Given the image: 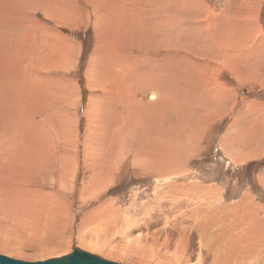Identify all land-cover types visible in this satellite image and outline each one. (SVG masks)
Masks as SVG:
<instances>
[{"label": "rangeland", "instance_id": "rangeland-1", "mask_svg": "<svg viewBox=\"0 0 264 264\" xmlns=\"http://www.w3.org/2000/svg\"><path fill=\"white\" fill-rule=\"evenodd\" d=\"M102 1L105 0L101 3L97 0H21L24 5L32 6L29 10L28 6L23 9L21 6L23 13L20 9L13 11L16 17L24 18V23L30 25L26 23L18 26L19 29L12 27L6 33L10 32V37L17 36L22 41V37L30 35L36 44L37 58L31 75V85L36 84L34 95L29 102L20 105V112L29 124L31 133L26 136L33 142L31 150L42 159L34 165L26 164L25 172L21 174L23 179L16 184L23 189L22 195L24 188L30 187L26 188L30 192L27 196H36L32 198L36 201L35 206L23 210L26 215L21 216L20 222L10 217L9 224H5L0 216V246L18 251L21 256L3 251L0 255L36 262L67 255L75 247L119 264H264V235L250 233L253 253L247 252L242 257L234 255L235 258L231 256L227 261L219 260L217 246L213 249L200 246L195 237L177 247L178 232L170 229L174 228L171 223L173 213L164 214L167 218L160 213L178 189L183 188L184 197H187L185 190L197 192L191 187L209 185L221 191L220 202L227 205L217 214L224 218L231 214H240L241 217L246 214L244 211H230L228 207L241 200L248 183L255 182V174L264 169V157L255 163L232 167L221 149V137L237 112H225L233 101L245 98L247 94L246 100L264 99V42L254 34L258 25L264 31V0H253L246 5V0H198L196 6H179L183 9L180 13L175 11L178 6H167L165 0H139L136 6H129L133 0H116L119 4L115 0ZM144 6H149L146 12ZM26 7L28 11L24 10ZM207 7L211 8L210 12ZM212 12L208 29L209 33L216 35V43L211 42L208 33L199 35L196 33L199 30L192 28L207 16L209 18ZM195 14L198 17L192 18ZM235 21L239 23H233ZM14 29L18 30L16 35ZM220 33L225 36H219ZM230 33L233 35H228ZM243 40L247 41H244L246 45L239 49H245V52L235 58L236 61L231 56L226 57V65L221 63V68L215 70L220 63V58L217 60L218 57L213 55L217 54V47ZM249 49L253 51L251 56L246 54ZM45 59L47 63H44ZM126 66L128 71H125ZM97 77L102 82L107 80V87L112 86L111 94L93 86ZM118 80L125 90L121 96L115 93ZM155 90L159 92L160 100H148V94ZM122 97L123 101L130 100V106L133 105L137 112L139 127L136 126L133 133L131 130L120 133L116 128L117 120L114 125L111 123L115 120H105L114 106L127 110L128 104L119 100ZM167 101L176 103L175 107L167 108ZM243 104L244 101L239 100L236 106ZM96 106L102 107L100 114L104 122L100 125L89 119ZM125 118L127 122L128 117ZM110 125L113 129L108 138L119 137V147L115 150L114 164L106 167L94 163L91 148L100 137L97 128L101 126L103 130ZM199 130L201 137L198 135L192 142L199 141L200 149L185 147V151L180 146L185 140L183 134L196 135ZM4 135L10 134L6 131ZM149 137H153L152 141ZM158 137L171 143L173 138L176 139V150L186 152L178 158L182 172L176 178L159 180L155 169H140L131 164L133 151L146 147V144L153 145ZM178 137L181 139L179 143ZM99 144L98 141V149ZM129 144L128 150L122 152V148L127 149ZM42 163L45 166H41ZM6 183L9 184L6 180L1 184L5 186ZM249 187L253 191H248L251 203L257 202L261 208L258 207L256 213L251 212L256 217L244 218L247 220L242 225L245 220L241 219L240 230L264 231L259 226L264 220V194L258 192L257 186ZM194 196L200 197L193 194L194 199H199ZM11 199L18 200L13 195ZM200 200L191 205L198 207ZM41 203L45 204L44 210ZM202 203L206 204L205 201ZM105 206L107 208L103 210ZM155 214H161L162 219L157 221ZM1 229L6 231L5 235ZM89 242L97 249H90ZM214 260L218 263H212Z\"/></svg>", "mask_w": 264, "mask_h": 264}, {"label": "bare ground", "instance_id": "bare-ground-1", "mask_svg": "<svg viewBox=\"0 0 264 264\" xmlns=\"http://www.w3.org/2000/svg\"><path fill=\"white\" fill-rule=\"evenodd\" d=\"M97 1H99L101 3V0H97ZM242 1H245V0H241V2ZM251 1H253V0H246L245 1V5L249 4ZM22 2H21V0H1L0 1V6H2V7H0V27H2V28H0V216H1V218L4 219V222L6 221L5 224L6 223L9 224V219L8 218H10V217H14V218L18 219L19 222H20L21 219H22L21 216H23V214L26 213L25 211L23 213V210H26L25 208H27V207L29 208L32 205L35 206L34 202H36V201H34V199H32V198L36 197V196L30 197V198L27 196L28 192H29L28 189L30 187L25 185V186L28 187V189H26L27 187L24 188V195H22L21 194V189L22 188L20 189V185H16V184H17V181L19 179H20V181H22L21 178L23 179V176H21V174L23 172H25L23 170L28 166V164H33L34 165L35 162L38 163L42 159V157L38 156L37 152H34V151L31 150V148L33 146V144H32L33 142L32 141L30 142L29 136H26L27 133L28 134L31 133L30 132V128H29V124L26 122V117L24 115H22V113L20 112V108H21L20 105L22 103L29 102L31 100V97H33V95H34L33 94V89H34V85H36V84H33V86L31 85V75H32V70H33V67H34L35 60L37 58V56H36V48H35L36 44L33 43V40L31 39L30 35L27 36V37H24V38L22 37V39H24V41H22L20 37L19 38H17V36L16 37H10L9 36L10 32L6 33L7 30L12 28V27H18V26L22 27V25L27 23V22L24 23V21H25L24 18L16 17L17 15H14V12H13V11H15V9H20V11L22 12V9L24 8V6H28V10H29V7L32 6V5H29V4L28 5H24ZM102 2L105 3L106 0L102 1ZM111 2L114 3L113 1H111ZM127 2H129V1H127ZM138 2H139V0L138 1L133 0L131 3H129V6L130 5L131 6H136ZM165 2L168 3L167 6H178V8L175 10L177 13L178 12L179 13L183 12V9H179V6H183L181 8H185L187 6H196L198 4V0H165ZM226 2H229V0H226ZM115 3H118V2L116 1ZM9 6H10V8H9ZM21 6H23V7H21ZM93 7H95V6H93ZM112 7H114V6H112ZM150 7H152V6H150ZM104 8H105V6L103 7V9ZM148 8H149V6L144 8L145 12H146V10H148ZM26 9H27V7L24 10H26ZM209 9H211V8L207 7V11L210 12ZM28 10H26V11H28ZM19 14H21V13H19ZM103 15H105V14H103ZM212 15H213V12L210 14L209 18L207 16L204 20L202 19L200 22H197V25L192 27V28L196 29V30H199V32L195 31L196 33H199V35H203V33H205V32L208 33L210 35V38L212 39L211 42L212 43H216V41L214 39L216 37V35L213 36L211 33H209L210 30L208 29L211 26V23L209 21L212 19L211 18ZM102 16H101V18L104 17V16L103 17ZM106 17H108V16L106 15ZM195 17H198V15H196V14L192 15V18H195ZM101 18H100V20H104V19H101ZM244 19L246 21H248V18H244ZM20 21H23V22H20ZM117 23H115V25H118ZM233 23H239V21H235ZM27 24H29V22ZM160 24H162V23H160ZM19 27L16 28V29H19ZM16 29H14V31ZM230 31H233V30H230ZM13 32H11V33H13ZM17 32H18V30H17ZM17 32L15 31L14 34L16 35ZM226 32H228V30ZM117 33H119V32H117ZM206 33H205V35H206ZM254 34L257 36L258 40H261L260 42H264V31H263V28L260 27V25H258V29L256 30V32H254ZM228 35H233V34L230 33ZM219 36L223 37V36H225V34L224 33L223 34L220 33ZM244 41H246V40H243L242 42L232 41V42H228L226 44L222 42L223 43L222 46L221 47H217V49H216L217 54H216V52L213 54L215 57L216 56L218 57V58H216L217 60L220 58L219 59L220 63L214 69L215 70H219L221 68L220 67L221 63H223V65L224 64L226 65V63H227V61H226L227 59H225L226 57L230 58V56H231L234 59L237 58V57L239 58V56L243 52H245V49H239L241 47L243 48V46L246 45L247 41L245 43H244ZM236 42H237V47L235 46ZM210 51H213V49L210 48ZM225 51H226V53H223ZM218 53H219V56H218ZM252 53H253V51L249 49V52H247L246 54H248V56L249 55L251 56ZM246 56H244V57H246ZM46 59H45L44 63H47ZM209 59H208V61H209ZM257 59H259V57ZM235 61H236V59H235ZM252 67H254V66L252 65ZM125 68H127V66ZM232 68H233V66H232ZM125 71H128V68ZM222 71L223 70H221L219 72H222ZM33 83H35V82H33ZM115 83H116L115 84V93L117 95H120V96L123 95L125 90H122V88L120 87L121 83L119 82V80L117 82H115ZM263 84H264V81H263ZM107 85H108L107 84V80H104L102 82V80H100L98 77L94 80V83H93V86L95 88L101 89V90L105 91V93H110L111 94V89L110 88H112V86L111 87L110 86L107 87ZM187 86H190V85H187ZM125 88H128V87H125ZM159 95H160L159 92H157L155 90V92L153 91V92L148 94L147 99L148 100H154V99H159L160 100ZM40 96H41V94H40ZM119 100L122 101L125 104H128L127 110L124 111L125 107L119 110V109H116V107L114 106L112 111H110V114L108 113L109 116L105 117V120H107V118H109L108 121L115 120V121H112V123H111L113 125H114V123L117 120L116 128L117 127L119 128L120 133L129 132L130 130H131L130 132L133 133V130L136 128V126L139 127V125L136 124V122H137L136 121L137 112L134 109L133 105L130 106V104L128 102L130 100L123 101L124 100L123 97L120 98ZM139 103H141V101ZM175 104L176 103H173L172 101H167L165 106L167 108H170V109L172 108L173 109L175 107ZM142 107H143V104H142ZM145 107L146 106H144V108ZM101 108L100 107L97 108V106H96L94 108V113H93V110H92V112H90V110H88V112H90V114H91V115H89V116H91V118H89V119L93 120V122H95L96 124H99V125L102 122H104L103 119H102L104 117L100 114L102 112V111L100 112V110H102ZM114 110H115V113H114ZM145 110L146 111H150L147 108H145ZM142 112H145V111L142 110ZM162 112H164V111H162ZM46 115H48V114H46ZM125 117H128V121L127 122H125V119H126ZM118 121H119V124H118ZM263 122L264 121H262V123H260V125H262ZM113 125H112V127H114ZM159 125H160V121H159ZM94 126H95V124H94ZM201 127H203V125H201ZM7 128H9V129H7ZM92 128H94V127H92ZM147 128H148V126H147ZM20 129H21V132H20ZM111 129H113V128H111V125L106 127V128H103V130H102L101 126H99V128H97V133H99L100 137L95 141L94 148L90 147L91 149H93V151H92L93 152V154H92L93 156H91V157L94 158V163L95 164L105 165L106 167L107 166H111L112 167V165L114 164V157L116 156L115 155V150H116V147L118 145V140L117 139H119V137L116 138L117 136L116 137L110 136L108 138V134L111 133ZM138 129H140V128H138ZM157 129H160V128H157ZM205 129H206V127H205ZM5 130L8 131V133L10 135L5 136L4 135L5 132H6ZM190 131H192V130H190ZM160 132H163V130L160 131ZM194 132H195V128H193V133ZM151 133L149 132V134H151ZM187 133L183 134V137H185V140L183 142H180L181 139L178 137V143L180 142V144H181L180 146H182L184 148V150H185V147L186 148L189 147V144H190L189 140L190 139L191 140L193 138L195 139L196 137H198V135H200V137H201V131L200 130H199V132L196 135H192L191 133L187 134ZM28 138H29V141H27ZM151 138H153V137H151ZM159 139H160V137H158V139H157L158 141H155V143H153V145L149 144L147 146V144H146V147L140 148L137 151H133L134 159L131 162V164L133 166H137L140 169H151V168L155 169L157 171V179H159V180H162L164 178H168L169 179L171 177H175L176 178L182 172V169L181 170L177 169L178 163L180 162V161L179 162H177V161H178L179 156H181L182 155L181 153H183V152H179V151L176 150V147H175L176 143H177L176 139L173 138V140H171L172 143L171 142H167L166 140L163 141V140H159ZM132 140H133V138H132ZM65 141L67 142V140H65ZM98 141L100 143L99 144V149H98V146H97ZM151 141H152V139H151ZM122 142H123V138H122ZM134 143H136L135 139H134ZM194 143L197 144L198 142H191V146H193ZM130 145L131 144L127 145V149H125V148L123 149L122 148V152H124L125 150H128ZM66 147H67V145H66ZM73 147H75V146H73ZM27 148H28V150H27ZM90 148H89V150H90ZM70 150H71V148H70ZM119 150H120V148L118 149V151ZM39 151H42V150H39ZM88 152H86V153H88ZM183 154H186V152L183 153ZM85 155H87V154H85ZM119 155H117V156H119ZM174 159H175V162L173 161ZM172 161L174 163L171 164ZM26 164H27V166H26ZM159 164H160V166H159ZM40 165L41 166H45L44 163H42ZM158 166H159V168H158ZM31 168H29V169H31ZM41 169H42V167H41ZM41 169H39V170L42 171ZM29 173L32 174V172H28V174ZM4 179L6 181H8L9 184L6 183L5 186H3L1 183H3V181H5ZM24 179L26 180L27 178L24 177ZM63 181H64V179H63ZM48 183H49V181H48ZM63 183H62V185H63ZM58 184H60V183H58ZM168 185H170V184H168ZM216 188L217 187H215V186H209V185L206 186V187L202 186V185L201 186H193V187H191V189L192 190H196L197 192L185 190V192L187 193V197H186V195L184 197V193H183L184 189L183 188L182 189H178L177 191H175L173 193L171 198H169L168 203L167 204L165 203L164 208H162V209H164V210H162L163 212H160L162 214V215L160 214L162 217L165 216L164 214H166V215H167V213L168 214H171V213L174 214L175 212L180 211L179 214H174V215L172 214L171 215V216H173V217H171L172 218L171 223H172V226L174 228H170V229H172L173 232H178V238L176 237L177 238L176 239L177 240L176 241L177 242L176 243L177 247L178 246L182 247L183 244H186L187 240H189L191 237H195V238H197L198 242L200 243V246L201 245L202 246H206L208 249H211V248L213 249L215 246H217L219 248L218 249L219 252L216 253V255L219 254V256H218L219 260L227 261L231 256L234 257V255L235 256L237 255L236 257H238V256L242 257V255L245 256V254L247 252L253 253L252 248H251L252 246L250 245V244H252L250 242L253 239L251 237H249V235L252 232H254L256 234H259V235H264V231H262V230L261 231L253 230V231L242 232V230H240L241 228L239 226H240L241 219L245 220L244 218H248L249 219V217H251V218L256 217L255 216L256 214H253L251 212H255L256 213L257 212L256 210L259 207V205L256 204L257 203L256 201H255L256 203H251L253 201H251L252 199L251 200L249 199L250 193L248 191L245 192V190H244L243 191V195H242L243 197L241 198V200H238L236 204H234L232 207H228V209H230V211H234V212L235 211H244L246 214L243 217H241L240 214H231L230 216H228L229 218H224L222 215L217 214V212L220 211V210L221 211L224 210L227 205L223 206L221 204V202H220L221 191L219 192V190H216ZM96 192H98V191H96ZM22 193H23V191H22ZM193 194H196V195L199 194L200 197H198V196H194V197H198L199 199H201L200 200L201 202L205 201L206 204L203 205V203L201 204V202H200L199 206L195 207V204H196V202L199 201V199L192 198ZM12 195H13V197H15L18 200H14L13 201L11 199ZM42 195H44V193ZM46 195H48V194H46ZM46 195H45V197H48ZM37 196H39V194ZM183 202L186 203V204L183 205ZM194 202H195V204H194V206H192L191 204L194 203ZM247 203H251V205H249ZM210 204L212 205V208L211 207L209 208ZM44 205L45 204H42V208H43ZM184 206H186V208H183ZM39 208H41V207H39ZM44 208H46V207H44ZM44 208H43V210H44ZM106 208H107V206H105V208H103V210H106ZM259 208H261V207H259ZM30 209L32 210V207ZM262 210L264 211V208ZM33 212L35 213L34 210H33ZM34 213H32V214L34 215ZM155 215H156L155 218H156L157 221H158L159 218L162 219V217L160 215H158V214H155ZM32 217L33 216H31V218ZM232 217L235 218L233 221L231 220ZM25 218L28 219V217H25ZM165 218H167V217L165 216ZM165 218H163V220ZM171 218H169V219H171ZM262 218L264 219V213L262 215ZM23 220H25V219H23ZM246 220L243 221L241 223V225L244 224L246 222ZM164 221L166 223L167 220H164ZM259 226L261 228H264V220L259 223ZM1 232H3L4 235L6 234L5 230L4 231L2 230ZM176 235L174 234V236H176ZM255 242H257V241H255ZM4 244L7 245L6 243H4ZM89 247H90V249L91 248L97 249V246L95 244L91 243V242H89ZM175 248H176V246H175ZM0 251L12 253V254H14L13 256H19V257L21 256L20 252L14 251L12 249H8L5 246H0ZM226 253H227L228 257L225 255ZM116 254H114V255H116ZM22 256H24V253H22ZM120 259H122V258H120ZM19 261H22V260H19ZM24 262H29V261H24ZM36 262H43V261H36ZM138 262L142 263L141 261H138ZM215 262H217V260L216 261L214 260L212 263H215ZM221 264H222V262H221ZM224 264H226V263H224Z\"/></svg>", "mask_w": 264, "mask_h": 264}, {"label": "crops", "instance_id": "crops-1", "mask_svg": "<svg viewBox=\"0 0 264 264\" xmlns=\"http://www.w3.org/2000/svg\"><path fill=\"white\" fill-rule=\"evenodd\" d=\"M244 79L250 81L245 77ZM247 97L248 94L245 98L233 101L229 109L225 111L237 110L227 132L221 137V149L232 167L235 168L248 165L254 161L257 162L264 157V122L260 125L264 121V99H260L261 101L256 99L246 100ZM239 100L244 101V104L236 106ZM192 140H189V147L192 150H195V148L199 150V141L195 146H191ZM179 166L181 167L180 162L177 169L181 170L182 168ZM254 179L255 182L253 184L248 183L245 190L253 192L249 186L254 185L258 187V192L261 191L264 194V169L257 172Z\"/></svg>", "mask_w": 264, "mask_h": 264}, {"label": "water", "instance_id": "water-1", "mask_svg": "<svg viewBox=\"0 0 264 264\" xmlns=\"http://www.w3.org/2000/svg\"><path fill=\"white\" fill-rule=\"evenodd\" d=\"M0 264H119L102 259L96 255L75 247L72 251L58 258L48 259L43 262H24L0 255Z\"/></svg>", "mask_w": 264, "mask_h": 264}]
</instances>
